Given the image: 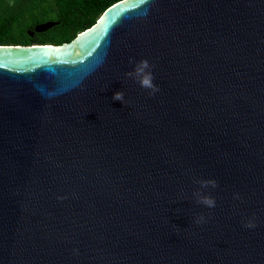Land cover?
Segmentation results:
<instances>
[{"label":"water","instance_id":"95a60500","mask_svg":"<svg viewBox=\"0 0 264 264\" xmlns=\"http://www.w3.org/2000/svg\"><path fill=\"white\" fill-rule=\"evenodd\" d=\"M0 264H264V0H122L0 45Z\"/></svg>","mask_w":264,"mask_h":264},{"label":"trees","instance_id":"16d2710c","mask_svg":"<svg viewBox=\"0 0 264 264\" xmlns=\"http://www.w3.org/2000/svg\"><path fill=\"white\" fill-rule=\"evenodd\" d=\"M122 0H32L21 10L8 11L0 0V45L53 44L61 45L74 40L79 34L91 28L102 14ZM57 21L59 25L46 33L34 32L35 25L25 22V17Z\"/></svg>","mask_w":264,"mask_h":264},{"label":"clouds","instance_id":"9594fccd","mask_svg":"<svg viewBox=\"0 0 264 264\" xmlns=\"http://www.w3.org/2000/svg\"><path fill=\"white\" fill-rule=\"evenodd\" d=\"M146 15V14H145ZM129 63H135V67L133 71H129L125 73V76L128 79L133 80L135 83L139 84L143 89H145L149 96H155L158 92L161 91L159 86H157L154 83L155 76H154V69L155 65L150 63L148 59H142L139 62H135L134 59H130ZM114 101H119L123 103L125 106H127V102L125 100V93L123 91L116 92L113 95ZM194 183L199 185V190L193 192V197L195 198V202L198 205H203L209 209H214L216 207V200L211 195L205 194V189H216L219 187L218 182L214 179H207V180H201V179H195ZM66 197H59L58 199H65ZM236 200H240L241 197L237 193L233 197ZM257 219L255 215H253L251 218L247 219L246 222H244L243 226L247 229H255L259 225L257 224ZM196 224H205L208 222V219L205 218V216L200 215L196 217L195 221ZM177 227V226H176ZM178 228V227H177ZM74 254H78V249H74Z\"/></svg>","mask_w":264,"mask_h":264},{"label":"rangeland","instance_id":"374dc122","mask_svg":"<svg viewBox=\"0 0 264 264\" xmlns=\"http://www.w3.org/2000/svg\"><path fill=\"white\" fill-rule=\"evenodd\" d=\"M32 0H4L3 8L7 9L9 12L13 10H21L29 5ZM1 14V10H0ZM50 21V18H43L40 13H37L35 17L29 18L28 16L25 17V22L32 23L35 26Z\"/></svg>","mask_w":264,"mask_h":264},{"label":"snow or ice","instance_id":"6c2138e0","mask_svg":"<svg viewBox=\"0 0 264 264\" xmlns=\"http://www.w3.org/2000/svg\"><path fill=\"white\" fill-rule=\"evenodd\" d=\"M107 15V14H106ZM108 18H109V16H108ZM116 20H112V23H114ZM106 23H108V19H107V21L105 22V24Z\"/></svg>","mask_w":264,"mask_h":264}]
</instances>
